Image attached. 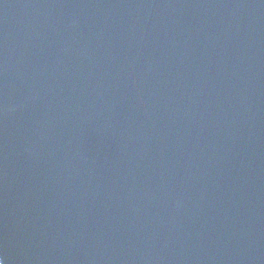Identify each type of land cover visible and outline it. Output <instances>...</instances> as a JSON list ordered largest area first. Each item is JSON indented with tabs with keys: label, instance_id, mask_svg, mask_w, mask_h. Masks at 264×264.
Masks as SVG:
<instances>
[{
	"label": "water",
	"instance_id": "water-1",
	"mask_svg": "<svg viewBox=\"0 0 264 264\" xmlns=\"http://www.w3.org/2000/svg\"><path fill=\"white\" fill-rule=\"evenodd\" d=\"M4 264H264V0H0Z\"/></svg>",
	"mask_w": 264,
	"mask_h": 264
},
{
	"label": "snow or ice",
	"instance_id": "snow-or-ice-1",
	"mask_svg": "<svg viewBox=\"0 0 264 264\" xmlns=\"http://www.w3.org/2000/svg\"><path fill=\"white\" fill-rule=\"evenodd\" d=\"M0 264H4V262H3V260H2V259H0Z\"/></svg>",
	"mask_w": 264,
	"mask_h": 264
}]
</instances>
